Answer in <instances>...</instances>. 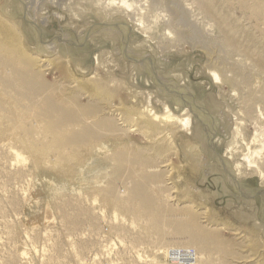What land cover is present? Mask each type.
Returning <instances> with one entry per match:
<instances>
[{
    "label": "rangeland",
    "instance_id": "obj_1",
    "mask_svg": "<svg viewBox=\"0 0 264 264\" xmlns=\"http://www.w3.org/2000/svg\"><path fill=\"white\" fill-rule=\"evenodd\" d=\"M60 1L55 3L53 0H43L40 6L38 5L39 10L33 7L34 11H39V14H36L33 9L25 11L27 7L31 8L32 0H0L6 5L5 11L9 10L10 13L5 19H12V24L17 23L16 31L23 36L30 53L42 57L39 53L40 48L59 47L62 53H70L62 56H69L73 60L74 65L77 66L76 74L80 75L96 73L94 61L96 55L95 57L103 63L98 74L108 81L121 78L122 72L139 77L137 83L130 80V75L126 79L128 88L140 92L137 105H149L150 94L151 105L161 113L163 105L158 101L159 96L181 110L183 108L191 110L188 104L191 105L195 111L193 118L195 116V119L201 120L202 124V129L200 132L197 131L191 143L199 147L200 155H197V161L208 163L209 167L202 176L204 177L202 183L199 173L192 175L191 171L187 170V173H184L182 170L186 161L184 152L191 150L186 144H179L175 150L168 144L147 140L143 134L133 132L129 138L128 135L123 136L125 160L121 172L114 173L110 168L105 169L101 176L99 172L80 173V168L75 172L76 159L71 160L67 167L57 159L55 153L36 156L23 145L24 141L33 142L43 149V152L48 151L47 141L42 138L34 139L29 134L25 135L26 130L31 127L42 128L36 118L46 109L43 100L46 94L25 97L23 87L12 86L8 89L6 83L0 82V113L2 114H0V264H172L175 261L172 259L173 253L184 256V249H189L186 264L193 262L242 264V259H253L255 255H264V247H262L264 244L259 239L262 237L261 232L252 229V222L245 223L235 216L239 213L251 214L257 217V222L264 225V194L259 193L260 190L264 191V181L254 172L243 168L244 176L239 179L241 187L236 186L220 160L216 156L215 159L210 151L209 139L210 136L212 137L211 132L215 133L214 131L219 134L214 150L222 160H227L223 157L224 154L231 146L236 145L234 127L228 116L229 112L236 111L238 106L231 104L229 105L231 109H228L226 105L213 102L218 91L216 85L212 84L209 69H213L211 60H214L216 55L210 60L201 46L192 48L189 44L182 45L180 54L173 53L179 50L175 47L171 49L173 52L167 55L160 53L154 46L156 40L151 42L138 33L125 13L106 22V24L118 23L123 26L121 29L115 27L106 29L105 26H100L97 32L88 37L87 42L86 40L82 42L84 35L93 26L80 25L77 28L75 23L79 22L74 23L76 20L69 22L71 11L75 10L77 5L68 0ZM251 1L256 2L257 5H253L249 0L251 9L246 12L247 14L236 11V15L241 20L240 25L251 22L253 25L264 27V19H261L264 16V9L261 7L264 6V0ZM177 4L181 6V2L178 1ZM2 15L5 16L4 13ZM177 15L183 16L184 19H179H183L185 23H191L190 18L182 14L180 7ZM46 18L49 19L47 28L42 24V20ZM121 22L127 25L129 23L131 27L121 25ZM32 23H37L43 29V41L42 35L38 34ZM182 26H178V29L187 34L188 30ZM124 29L128 31L123 32ZM60 31L63 33L64 43H59L56 39ZM72 31L75 36L71 34ZM127 32L129 33L128 55L132 58L145 59L144 66H141L143 63H134L125 57L123 40ZM0 33L2 35L5 32L1 30ZM8 37L6 33L5 36H0L2 38L0 43L3 41V44L6 42L5 45L14 44L11 37ZM77 41L82 44L81 47L78 46ZM160 59L163 64L155 66V63H160ZM121 63H125V69L118 67ZM152 66L156 67L157 72L159 71L157 81L154 80L151 72ZM1 71H3L1 72L2 77L4 76L3 80L11 77L7 70L1 69ZM46 79L54 84L62 82L58 74L49 75ZM121 83L122 81L119 80V85ZM110 86L111 89L119 88L113 83ZM172 90L179 91L180 97L175 94L176 96L171 98ZM70 93L66 92L63 95L69 96ZM54 97L58 100L61 95L55 94ZM78 103L85 107L96 105L94 98L89 101L88 98L81 97ZM115 103L118 104V100ZM97 109L99 110V106ZM210 117L215 120L214 124ZM10 122L14 127L9 126ZM23 126H25L24 131L21 128ZM249 129L246 138L250 141L255 136L256 129L254 126H250ZM107 146L111 149L110 145ZM201 146L206 149L202 150ZM12 150L22 153L26 161H17ZM110 153L109 156L112 155V152ZM141 153L151 162L150 166L146 168L139 166L136 160ZM83 159L87 162V157ZM15 161L18 162L16 165H14ZM167 161H171L178 171H174L171 175L170 169L163 167L164 162ZM229 162L230 165L226 167L232 171L233 160ZM214 166L220 169V172L212 169ZM68 168L73 170L69 171ZM136 183L144 186L158 207L164 205L165 194H171L174 201L168 203L169 207L164 205L166 210L159 216L138 215L136 208L139 203L134 201L130 203V208L134 211L128 212L123 206ZM93 187H97V191ZM106 188L111 190L108 199L105 200L103 190ZM124 190L125 194H121ZM217 192L221 195L214 198L213 193ZM243 193L244 195H241ZM245 195L252 196L253 199H248L244 197ZM111 201H117L118 205H122L121 209L116 208V210ZM249 202H253V205H247ZM197 206L204 209L199 212L205 211V208L214 212L215 216L208 218L210 221L207 219L199 221L202 222L201 228L205 229V232L219 235L220 244L216 243L219 246H211L206 250L193 246L188 241L192 237L191 234L184 233L181 227L179 228L180 223L185 222L184 216L186 217L188 212H196ZM219 226L221 227L218 228ZM241 228L240 233L243 236L233 234V231ZM220 246L225 247L228 254L224 256L219 253Z\"/></svg>",
    "mask_w": 264,
    "mask_h": 264
},
{
    "label": "bare ground",
    "instance_id": "obj_2",
    "mask_svg": "<svg viewBox=\"0 0 264 264\" xmlns=\"http://www.w3.org/2000/svg\"><path fill=\"white\" fill-rule=\"evenodd\" d=\"M32 1L33 4H31V8L27 7L25 11H29V9H33L34 11L33 7L35 6L38 9V5L40 6L43 2V0ZM178 1L181 2V6L177 4ZM248 1L249 0H107L106 2H101L100 0H68V2L73 3L75 6L77 5L76 9L71 11L69 22L74 20H76L74 23L79 22L75 23L77 28L80 25H84L85 27L93 26L84 35L82 42L85 40L87 42L89 32L92 30V33H94L100 26H105L106 29H112L114 27L121 29L123 26H120L118 23L106 24V22L109 21L110 18L125 13L130 18V21L133 23L138 33L151 42L156 40L154 46L160 53H166L167 55L169 52H173L171 49L175 47L179 50L173 53L180 54L182 45L189 44L192 48L201 46L210 60L213 58V55H216L214 60H211L213 69H209L210 76L212 77V84L216 85L218 91L216 99H213V102H219L222 106L226 105L228 109L231 104L232 106H238V109L236 111L231 110L232 112H229L228 116L230 123L234 127V144L236 145L231 146L227 153L224 154L223 157L227 159L226 161L224 159V161L222 159L220 160L221 165H223L224 169L231 176L230 178H233L231 180H233L236 186L239 185L240 177L244 176L242 171L243 168H246L247 171L254 172V174L258 175L264 181V27L253 25L251 22H247L249 24L245 23L243 26L240 25L241 20L236 15V11L247 14L246 12L251 9V5ZM53 2L56 3L61 1L53 0ZM250 2L252 1L250 0ZM252 3L255 6L257 5L256 2ZM5 6L3 2H0V31H4L11 37L15 45H5L6 42L3 44V41L0 43V82L6 83V88L8 89H11L12 86L23 87L25 97H36L46 94L45 99H43L46 109L40 114L37 112L39 115H37L36 118L37 122L39 124L41 123L42 128L31 127L29 130H26L25 135L29 134V136L34 137V139L42 138L47 141L49 152H43V149L35 143H28V141H24L23 145L25 148L29 149L30 152L36 156L43 153H55L54 155L57 159L67 167H69L71 160L76 159L74 160V162H76V166H74L75 172L80 168V173L85 171L88 173L99 172L101 176L105 169L108 168L113 169L114 173H119L123 170L122 168L125 160V148L122 145L123 136L126 137V135H128L127 138H129L131 133L136 132L141 135L143 134L147 140L150 139L168 144L171 149L173 148L175 150L176 146H179V144H186L187 148L191 150H185L184 152L186 161L184 164L185 167L182 169L183 172L187 173V170H189L192 172V175L199 173L201 178L205 175L209 164L197 161V155H200L198 153L199 147L191 143L196 133L200 132L202 129L201 120L197 121L195 116L193 118L195 111L191 105L188 104L191 110L188 108H183L181 110L159 96L158 101L163 105V112L161 113L157 108H153L151 105V94L149 105H137L140 99V92H138L137 89L132 90L128 88L126 79L130 74L122 72L120 75L121 78L117 77L118 79L115 78L108 81V79L98 74L103 63L95 57L96 55L94 56L96 73L88 74V76L85 75L86 73L82 75L76 74L77 70L75 67L77 66L74 65L73 60L67 56L70 53H62L59 47L57 48L55 46L50 48V46H48V48H40L39 53L42 57L30 53L23 36L16 31L17 23L12 24V19H5L7 15H10L9 10L5 11ZM179 7L181 8L182 14L190 18V24L183 21V16L179 17V15H177ZM261 7L264 9V6ZM133 12H135V14ZM2 13H4L5 16H3ZM35 13L39 14V11ZM130 14L134 15L130 16ZM248 18L251 19L250 17ZM261 19H264V16H262ZM48 20V18L42 20V24L45 28L48 27ZM35 24L37 27L36 31L38 34L42 35L43 41L44 31L37 23ZM120 24L131 27L129 23L128 25L123 22ZM72 25L74 24L72 23ZM180 25H184L182 27L188 30L187 34L178 29ZM126 31L128 30L123 32ZM5 33L2 35L5 36ZM71 34L75 36L73 31ZM2 35L0 36L2 37ZM128 38L129 33L127 32L123 40L124 47L125 43L128 44ZM57 39H59L61 43H64L62 32L57 36ZM96 39L97 38H95V40ZM75 40H77V38H75ZM41 46L42 44L40 47ZM78 46L81 47L79 42ZM62 54H67V57H63ZM132 59L142 60L141 58ZM130 61L136 62L135 60ZM124 64L125 63H121V66L119 64L118 67L125 69ZM157 64H163V61L160 59V63L158 62L154 65L156 66ZM215 64L218 66H214ZM141 66H144V63ZM153 66L151 72L154 76V80L157 81V79H159V76H157L159 71L157 72L156 67ZM1 69L7 70L11 77H8L7 80H3L4 76L2 77L3 74L1 75V72H3ZM54 74H58L61 78L62 82L60 84L47 81V76ZM130 76V80H133L134 83L138 82V76ZM119 80L122 81L120 85ZM109 83L117 84L119 88L111 89ZM107 89H110V91H107ZM66 92L71 93L69 96H64L63 94ZM55 94L61 95V97L57 100L54 97ZM175 94L179 95L180 93L179 91L173 92L172 90V95H170V97L174 98L176 96ZM81 97L88 98L89 101L94 98L96 105L87 107L82 106L78 103ZM116 100H118V104L115 103ZM24 101L26 102V100ZM97 106H99V110ZM210 118L214 124L215 120L212 117ZM10 123L9 126L14 127V124H12V122ZM250 126L255 127L256 133L249 141L246 138V134L249 132ZM21 128H23L22 131L25 130V126ZM257 130L260 131L259 134ZM214 132L215 133L211 132L212 137L210 136L209 145L210 151L215 157L217 153L214 148H216L215 144L217 140H219V134L217 135L216 131ZM107 145H110L111 149H109ZM202 146V150L206 149ZM110 152H112L111 156H109V154H111ZM192 153L196 154L193 155ZM12 154L17 161H26L24 155L19 151L12 150ZM143 156V153L139 154L136 161L139 162V166L146 168L150 166L151 162ZM84 157H87V162L84 161ZM232 160L231 171L226 166H229L231 163L229 161ZM16 163L18 162L15 161L14 165H16ZM71 167L73 168V166ZM163 167H168L171 175L174 171H178L171 161L164 162ZM212 169L220 172V169H217L215 166L212 167ZM68 170L72 171L73 169L71 170L68 168ZM203 178L201 179L202 183L204 182ZM96 188L94 189L97 191ZM132 189V194L127 199V202H125L123 209L128 212H130V210L134 211V209L130 208V203L132 201L137 202L139 203L136 208L137 214L141 216H159L162 212H165L164 210H166V208L164 209V207H169L168 203L174 201V197H172L171 194H165V206L161 205L158 207L148 195L144 186L136 183L133 185ZM237 189L239 190V188ZM109 190H111V188L103 190L105 200L109 197ZM121 194H125V190ZM219 194L218 192L213 193V197H219ZM262 194H264V191H262ZM241 195H244V193ZM209 197H211L210 194ZM244 197L253 199L252 196L248 195ZM116 202H112L111 204L115 209L120 208L122 205H118ZM247 205L251 206L253 202H249ZM200 210L204 209L197 206L196 212H188L187 218L184 216L185 222L180 223L179 228L181 227L182 232L191 234L192 237L188 241H190L193 246L199 247L202 250L209 249L211 246H219V235L214 232H205V229L201 228L202 222L199 221L201 219L206 221L209 216L213 218L215 216L214 212L206 208L205 211L199 212ZM235 216L245 223L252 222V229L261 232L262 237H259V239L261 243L264 244V225L256 221L257 217L242 213ZM209 223L211 224V222ZM220 227L221 226L218 228ZM241 230L242 228L236 229L233 231V234L243 236L240 233ZM201 235H203V237H201ZM217 242L219 243L218 245L216 244ZM220 247L219 253L221 252L224 256L228 254L225 247ZM262 247H264V245H262ZM187 253H189V249L183 250L184 256H180L174 252L172 259L177 261V263L186 264ZM263 257V254L260 256L255 255L253 259H242L241 263L248 264L255 262V264H264L262 263L264 260ZM175 261L172 264H176ZM190 264L195 263L193 262Z\"/></svg>",
    "mask_w": 264,
    "mask_h": 264
},
{
    "label": "water",
    "instance_id": "obj_3",
    "mask_svg": "<svg viewBox=\"0 0 264 264\" xmlns=\"http://www.w3.org/2000/svg\"><path fill=\"white\" fill-rule=\"evenodd\" d=\"M32 25L33 26H35V28L37 29V27H36V24L35 23H32ZM93 31L91 30L90 32H89V34H88V36H90V34L92 33ZM57 39V38H56ZM58 40V42H60V40L59 39H57ZM128 40H129V38H128ZM127 40V41H128ZM80 46H82V44H80ZM127 48H128V46H127V43H125V47H124V55H125V57L127 58V59H129V60H132V61H136L135 63H145L146 62V60L145 59H142V60H136V59H132V57L131 56H129L128 54L129 53H127ZM215 156H217V158L219 159V160H221L222 158L217 154H215ZM239 187H241L240 186V184L238 185ZM238 191V190H237ZM263 191V190H262ZM262 191H260L261 193H262ZM240 192V191H239Z\"/></svg>",
    "mask_w": 264,
    "mask_h": 264
}]
</instances>
